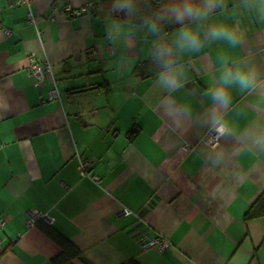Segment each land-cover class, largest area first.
Returning a JSON list of instances; mask_svg holds the SVG:
<instances>
[{
	"label": "crops",
	"instance_id": "crops-1",
	"mask_svg": "<svg viewBox=\"0 0 264 264\" xmlns=\"http://www.w3.org/2000/svg\"><path fill=\"white\" fill-rule=\"evenodd\" d=\"M148 1L125 15L98 0L90 15L72 16L65 8L85 0H0V264H53L60 247L27 225L34 210L78 247L72 264H264V217H245L264 191V148L253 140L264 128V85L232 88V132L202 142L217 57L244 59L264 80V18L243 0H222L201 31L227 23L240 43L176 57L183 76L169 89L153 46L171 44L180 25L150 33L145 22L172 0L152 15ZM113 20L123 30L110 39ZM29 53L52 67L41 85L28 75ZM54 88L59 97L46 99ZM80 159L98 182L80 175ZM136 229L172 247L144 250Z\"/></svg>",
	"mask_w": 264,
	"mask_h": 264
},
{
	"label": "clouds",
	"instance_id": "clouds-1",
	"mask_svg": "<svg viewBox=\"0 0 264 264\" xmlns=\"http://www.w3.org/2000/svg\"><path fill=\"white\" fill-rule=\"evenodd\" d=\"M243 3L245 7L264 18V0H243ZM221 4L222 0H172L166 8L156 13L154 18L145 22L149 32L157 36L161 32L160 21L171 19L180 25L171 44L158 42L153 46V57L161 68L158 76L161 86L174 89L179 85L183 71L175 58L183 53L199 52L209 42L214 41H225L230 47H236L240 43L237 30L227 23L214 22L209 24L203 33L201 31L202 22L207 21ZM112 9L131 15L135 11L134 0H113ZM122 30L120 21L113 20L107 35L111 39L118 36ZM217 61L220 65L219 76L207 92L212 101L209 122L218 134L224 135L232 132L229 122L224 118V114L231 107L232 88L251 93L264 85V80L261 79L257 68L244 59L231 60L221 54ZM253 140L256 145L264 148V128L256 130Z\"/></svg>",
	"mask_w": 264,
	"mask_h": 264
},
{
	"label": "built area",
	"instance_id": "built-area-1",
	"mask_svg": "<svg viewBox=\"0 0 264 264\" xmlns=\"http://www.w3.org/2000/svg\"><path fill=\"white\" fill-rule=\"evenodd\" d=\"M20 3L25 4L26 6H29L31 0H19ZM98 0H85L84 4L79 7H72L67 6L65 10L71 14L72 16H80L83 14L90 15L92 13L93 8L95 7ZM28 20L30 23H34L33 16L31 12H28ZM6 34H9V30H5ZM93 52V51H92ZM28 61V75L34 79V82L38 85H41L45 81L46 73H52V67L50 64H41L38 62L35 58L34 53H29L26 56ZM59 97L57 90L51 89L47 93L46 99H57ZM40 101H44L43 99H40ZM219 140V134L215 131L213 127L208 128L205 133L202 136V142H204L207 145H214ZM185 148H188L186 144H184ZM86 162L83 159H80L78 170L80 175L82 176H89L91 177L95 182L99 181L98 176L91 175L86 170ZM121 214L124 216H135L140 222L144 221L141 214L137 213L127 207H123L121 209ZM38 219H46L47 221H50V218L46 214H41L40 212H37L36 210L29 212L27 216V225H34L35 221ZM3 221L0 219V225H3ZM133 237L138 241L141 248L146 249H155L159 252H164L172 247L171 242L169 239L162 235V234H146L142 232L141 230H134Z\"/></svg>",
	"mask_w": 264,
	"mask_h": 264
},
{
	"label": "trees",
	"instance_id": "trees-1",
	"mask_svg": "<svg viewBox=\"0 0 264 264\" xmlns=\"http://www.w3.org/2000/svg\"><path fill=\"white\" fill-rule=\"evenodd\" d=\"M167 0H150L145 5V11H148V15H152L153 10H157L158 7L162 6ZM154 7V9H153ZM150 8V10H149ZM161 32H168L179 25L174 23L171 19H165L160 21ZM246 218H260L264 217V191H262L255 201L250 205L247 212L245 213ZM34 225L39 227L42 232L52 239L59 247L60 252L51 259L53 264H72V260L79 255L78 247L67 237L61 234L57 229L50 225L44 219H38ZM124 264H139L137 261H130Z\"/></svg>",
	"mask_w": 264,
	"mask_h": 264
},
{
	"label": "water",
	"instance_id": "water-1",
	"mask_svg": "<svg viewBox=\"0 0 264 264\" xmlns=\"http://www.w3.org/2000/svg\"><path fill=\"white\" fill-rule=\"evenodd\" d=\"M85 89H87V88H84V89H80V90H77V91H81V90H85Z\"/></svg>",
	"mask_w": 264,
	"mask_h": 264
}]
</instances>
